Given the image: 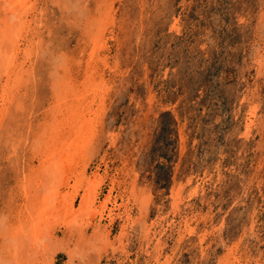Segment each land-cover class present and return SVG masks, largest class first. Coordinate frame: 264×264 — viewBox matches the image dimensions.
Listing matches in <instances>:
<instances>
[{
  "label": "rangeland",
  "instance_id": "obj_1",
  "mask_svg": "<svg viewBox=\"0 0 264 264\" xmlns=\"http://www.w3.org/2000/svg\"><path fill=\"white\" fill-rule=\"evenodd\" d=\"M4 4L0 264H30L35 229L55 236L35 264H67L69 248L73 264H264V0H31L18 18ZM97 179L83 220L52 216ZM44 196L54 206L33 211Z\"/></svg>",
  "mask_w": 264,
  "mask_h": 264
},
{
  "label": "bare ground",
  "instance_id": "obj_2",
  "mask_svg": "<svg viewBox=\"0 0 264 264\" xmlns=\"http://www.w3.org/2000/svg\"><path fill=\"white\" fill-rule=\"evenodd\" d=\"M31 0H4L3 2H2V0H0V8L2 7V4L3 3H6V4H4V5H6L5 6V15H8L9 17H12V18H18V17H22V15L23 14H25L26 15V13H27V10H29V9H31L32 7H29L28 6V2H30ZM33 1V0H32ZM27 3V4H26ZM33 4H35V2L33 3ZM77 4H78V2H77ZM100 5V4H99ZM36 7V6H35ZM77 8V7H76ZM40 9V8H39ZM45 10V9H44ZM32 11V10H31ZM75 12V11H74ZM77 13V12H76ZM40 14V13H39ZM4 15V16H5ZM30 15V14H29ZM33 15V14H32ZM45 15V14H44ZM8 16H6V18L8 17ZM27 16V15H26ZM23 17H25V16H23ZM40 17V16H39ZM2 18V17H1ZM11 18V19H12ZM34 19V18H33ZM40 19V18H39ZM99 19V18H98ZM4 20V19H3ZM9 20V19H8ZM13 20V19H12ZM11 20V21H12ZM77 20V19H76ZM6 21V20H5ZM25 21V20H24ZM23 20H22V22H24ZM34 21H36V19L34 20ZM97 22V21H96ZM5 23V22H4ZM7 23V22H6ZM12 23V22H11ZM25 23V22H24ZM31 23V22H30ZM98 23V22H97ZM26 24V23H25ZM36 24V23H35ZM14 25H15V22H14ZM20 25H21V22H20ZM24 25V24H23ZM22 25V26H23ZM30 25V24H29ZM37 25V24H36ZM4 26V25H3ZM8 26V25H7ZM34 26V25H33ZM99 26V25H98ZM12 27V26H11ZM27 27H28V25H27ZM44 27V26H43ZM93 27V26H92ZM0 28H2V27H0ZM8 28V27H7ZM6 28V29H7ZM99 28V27H98ZM5 29V28H4ZM10 29V28H9ZM16 29V28H15ZM24 29H25V27H24ZM100 29V28H99ZM20 30L21 29H19V32H20ZM3 31V30H2ZM10 31H11V29H10ZM8 32V31H7ZM6 32V33H7ZM18 32V31H17ZM17 32H16V34H17ZM23 32V31H22ZM21 32V33H22ZM34 32V31H33ZM25 33V32H24ZM14 34V33H13ZM100 34V33H99ZM103 34V33H102ZM3 35V34H2ZM5 35V34H4ZM10 35V34H9ZM8 35V36H9ZM18 35V34H17ZM12 36V35H11ZM24 36V35H23ZM26 36V35H25ZM3 38V44L4 45H6V43H9V44H12V43H14V40H15V42H17L19 39H21V38H19V35L18 36H16V37H14V35H13V37H6V35L5 36H3L2 37ZM23 38V37H22ZM100 38V37H99ZM41 39V38H40ZM94 39V38H93ZM99 40V39H98ZM23 41V40H22ZM95 41V40H94ZM101 41V40H100ZM32 42V41H31ZM30 42V43H31ZM22 43V42H21ZM23 44V43H22ZM26 44V43H25ZM12 45H15V44H12ZM30 46H31V44H30ZM1 49H2V51H3V48H2V45H1ZM5 49V48H4ZM7 49L9 50V48L7 47ZM17 49V48H16ZM26 49V48H25ZM24 49V50H25ZM6 50V49H5ZM1 50H0V52L1 53H3ZM7 51V50H6ZM10 51V50H9ZM16 51V50H15ZM47 51V50H46ZM8 52V51H7ZM18 52V51H17ZM22 52V51H21ZM26 53H28V52H26ZM31 53H32V50H31ZM38 53V52H37ZM88 53V52H87ZM5 54V53H4ZM10 54V55H9ZM9 54L7 53V55H9L8 57H11V54H12V52H9ZM26 55V54H25ZM29 55V54H28ZM40 55V54H39ZM2 57H3V55H1ZM22 56V55H21ZM27 56V55H26ZM15 56H13V58H14ZM20 57V56H19ZM33 57V55L31 56V58ZM1 58V57H0ZM26 58V57H25ZM10 59V58H9ZM8 59V60H9ZM62 59V58H61ZM5 61V65H6V69H7V71L9 70V68L8 67H10L11 66V60H12V58L10 59V61H8L7 59H4ZM28 60H31V59H28ZM0 61H2V60H0ZM79 61V60H78ZM101 61V60H100ZM22 62H23V60H22ZM29 62V61H28ZM2 63V62H1ZM17 63V62H16ZM18 64V63H17ZM13 65V64H12ZM59 65V64H58ZM1 68V67H0ZM56 68V67H55ZM2 69H4V68H2ZM17 69V68H16ZM29 69H31V67L29 68ZM19 70V69H18ZM24 70V69H23ZM55 70V69H54ZM56 70H58V69H56ZM88 70V69H87ZM6 70H4V72H5ZM13 71V70H12ZM21 71V70H20ZM31 71V70H30ZM51 71V70H50ZM3 72V71H2ZM16 72H18V71H16ZM55 72V71H54ZM98 72V71H97ZM21 73V72H20ZM19 74V73H18ZM27 74H30V73H27ZM17 75V74H16ZM55 76H56V73L54 74ZM58 75V74H57ZM60 75V74H59ZM2 76V75H1ZM11 76H12V73H11ZM10 76V77H11ZM23 76H25V74L23 75ZM14 77V76H13ZM53 77V76H52ZM59 77V76H58ZM9 78V77H8ZM15 78H13V80H14ZM17 79H19V76L17 77ZM16 79V80H17ZM20 79H21V77H20ZM10 81V80H9ZM23 81V80H22ZM22 81H20V83L22 82ZM24 81H25V78H24ZM65 81V80H64ZM17 82V81H16ZM90 82V81H89ZM19 83V84H20ZM23 83V82H22ZM27 83H28V81H27ZM26 83V84H27ZM36 83V82H35ZM1 84V83H0ZM18 84V83H17ZM34 84V83H33ZM87 84V83H86ZM90 84V83H89ZM92 84V83H91ZM2 85V84H1ZM1 85H0V87H1ZM14 85V84H13ZM8 86V85H7ZM6 86V87H7ZM19 86V85H18ZM17 86V87H18ZM24 86V85H23ZM86 86V85H85ZM16 87V88H17ZM91 87H93V86H91ZM90 87V88H91ZM10 88V87H9ZM16 88H15V90H16ZM53 88V87H52ZM61 88V87H60ZM65 88H67V87H65ZM64 88V89H65ZM69 88V87H68ZM2 89V88H1ZM18 89V88H17ZM92 89V88H91ZM98 89V88H97ZM3 90V98H7V96H9L8 94H9V92H7V90H8V87L7 88H3L2 89ZM10 90V89H9ZM68 90V89H67ZM87 90V89H86ZM95 90V89H94ZM58 91V90H57ZM66 91V90H65ZM64 92V91H63ZM73 92V91H72ZM71 92V93H72ZM88 92V91H87ZM90 92V91H89ZM109 92V91H108ZM69 93V92H68ZM70 93V94H71ZM81 93V92H80ZM85 93V92H84ZM66 94V93H65ZM73 94V93H72ZM78 94V93H77ZM86 94V93H85ZM88 94V93H87ZM15 95V94H14ZM13 95V96H14ZM64 94H62V96H63ZM19 96V95H18ZM60 96V95H59ZM65 96H67V95H65ZM64 96V97H65ZM76 96V95H75ZM93 96H94V94H93ZM23 97H24V95H23ZM27 97V96H26ZM55 97V96H54ZM80 101H82V100H84V97H80V96H76ZM75 97V98H76ZM2 98V99H3ZM57 98V97H56ZM66 98V97H65ZM64 98V99H65ZM59 99H60V97H59ZM16 100V99H15ZM20 100V99H19ZM69 100V99H68ZM78 100V101H79ZM61 101H62V98H61ZM10 102V101H9ZM12 102V101H11ZM17 102V101H16ZM20 102V101H19ZM5 103V102H4ZM3 103V104H4ZM21 103V102H20ZM19 103V104H20ZM89 103V102H88ZM57 104V103H56ZM0 105H2L1 103H0ZM75 105V104H74ZM74 105H68V106H71L72 108V111L70 112L71 114V119L73 118V119H75V117H77V119H78V116H81V118L82 117H84L85 115H86V113L84 114H82L81 112H85V109H83L84 108V106L83 105H81V106H77L76 108L74 107ZM21 107H22V105H20ZM19 106V107H20ZM58 107H59V105H57ZM67 106V105H66ZM67 106V107H68ZM2 107V106H1ZM5 107V106H4ZM6 107H7V105H6ZM15 107V106H14ZM3 108V107H2ZM22 108H24V107H22ZM55 108V107H54ZM5 109V108H4ZM11 110V109H10ZM32 110V109H31ZM13 111V110H12ZM81 111V112H80ZM22 112V111H21ZM1 110H0V122H2V120H4L3 118H2V115H1ZM69 113V112H68ZM53 114V113H52ZM80 114H82V115H80ZM88 115V114H87ZM21 116V115H20ZM62 116V115H61ZM8 117H9V115H8ZM19 117V116H18ZM67 117H69V116H67ZM13 118V117H12ZM88 118V117H87ZM86 118V119H87ZM69 119V118H68ZM81 120V119H80ZM8 121V120H7ZM10 121V120H9ZM72 121V120H71ZM88 122V121H87ZM90 122V121H89ZM91 123V122H90ZM5 124V123H4ZM76 124V123H75ZM77 127H78V132H76L74 135L75 136H77V140H78V138L80 139L81 137L83 138V136L81 135V133H82V130H85V129H87V125H88V123H86V122H84V123H78V121H77ZM75 125V126H76ZM94 125V124H93ZM5 126V125H4ZM54 126V125H53ZM58 126V125H57ZM62 126V125H61ZM65 126V125H64ZM73 126H74V123H73ZM6 127V126H5ZM51 127H52V125H51ZM55 127V126H54ZM7 128V127H6ZM57 128H59V126L57 127ZM5 129V128H4ZM44 129V128H43ZM72 129H73V127H72ZM75 129V128H74ZM3 130V129H2ZM9 130V129H8ZM47 130V129H46ZM89 130H91V129H89ZM7 131V130H6ZM77 131V130H76ZM3 132H5V130L3 131ZM10 132V131H9ZM8 132V133H9ZM20 132V131H19ZM22 132V131H21ZM81 132V133H80ZM2 133V132H1ZM27 133V132H26ZM69 133V132H68ZM83 133H84V131H83ZM87 133V132H86ZM6 134V133H5ZM29 134V133H28ZM72 134V133H71ZM2 135V134H1ZM16 135V134H15ZM18 135V134H17ZM27 135V134H26ZM30 135V134H29ZM32 135V134H31ZM60 135V134H59ZM64 135V134H63ZM68 135V134H67ZM84 135V134H83ZM7 136V135H6ZM5 136V137H6ZM34 138V137H33ZM57 138V137H56ZM63 138V137H62ZM9 139V138H8ZM16 139H17V136H16ZM29 139V138H28ZM10 140V139H9ZM9 140H5V141H9ZM59 140V139H58ZM64 140V139H63ZM12 142V141H11ZM10 142V143H11ZM14 142V141H13ZM12 142V143H13ZM19 142V141H18ZM18 142H17V144H18ZM75 142L76 141H74V145H75ZM80 142V141H79ZM84 142H86V141H84ZM9 142H7V144H8ZM76 143H78V142H76ZM16 144V143H15ZM24 144V143H23ZM60 144V143H59ZM14 145V144H13ZM35 145H36V143H35ZM71 145V144H70ZM73 145V146H74ZM17 146H19V145H17ZM45 146V145H44ZM60 146H62V145H60ZM60 146H58V147H60ZM78 146V145H77ZM6 147V146H5ZM11 147V146H10ZM10 147H9V149H10ZM76 147V146H75ZM12 148H14V147H12ZM63 148V147H62ZM77 148V147H76ZM6 149V148H5ZM16 150V149H15ZM14 150V151H15ZM7 151H9V150H7ZM57 151V150H56ZM78 151V150H77ZM16 152V151H15ZM67 152H68V150H67ZM66 152V153H67ZM12 153V152H11ZM80 153V152H79ZM20 154V153H19ZM10 155H12V154H10ZM68 155V154H67ZM84 155V154H83ZM15 156V155H14ZM43 156H44V154H43ZM72 156V155H71ZM74 156V155H73ZM86 156V155H85ZM69 157V156H68ZM77 157V156H76ZM84 157V156H83ZM14 158V157H13ZM17 158V157H16ZM70 158V157H69ZM75 159V158H74ZM18 160V159H17ZM85 160V159H84ZM77 161V160H76ZM81 161V160H80ZM46 162H47V160H46ZM53 162V161H52ZM56 162V161H55ZM64 162V161H63ZM68 162V161H67ZM42 163V162H41ZM57 163V162H56ZM44 164V163H43ZM55 164V163H54ZM75 164V163H74ZM49 165V164H48ZM68 165V164H67ZM70 165V164H69ZM41 166H44V165H41ZM60 166V165H59ZM66 166V165H65ZM47 167V166H46ZM40 168V167H39ZM49 168H50V166H49ZM74 168V167H73ZM36 169V168H35ZM68 169V168H67ZM50 170V169H49ZM63 170V169H62ZM66 170V169H65ZM38 171H39V169H38ZM43 171H44V169H43ZM51 171H52V169H51ZM37 172V171H36ZM49 172V171H48ZM60 172V171H59ZM65 172V171H64ZM68 173V172H67ZM49 175V174H48ZM94 178V177H93ZM101 178V177H100ZM27 179V178H26ZM48 179V178H47ZM67 180H68V178H67ZM38 181V180H37ZM40 181V180H39ZM88 181V180H87ZM101 181V180H100ZM99 181V182H100ZM86 182V181H85ZM98 182V179H97V181L95 180V183L93 182V181H89V186H88V189H89V191H90V193L87 195V196H85L84 197V199H83V203L81 204V207H80V209L78 210V211H75L74 209H72V204H71V202H73L72 200H71V202L70 201H68V203H67V201L65 202V203H67V204H69L66 208H65V211L63 212L62 211V209H61V211H58V210H56L54 213H51L52 214V216L54 215L55 216V218H58L59 220H61L60 218L62 217V220L60 221V222H63L62 224H64V225H66L67 226V224H69L68 223V220H69V222H72L73 220L75 221V222H77V223H79V218H81V217H79V216H84V214H88V208L87 207H89L90 209H92V205L95 203L94 202V198H96L95 197V195H93L94 194V192H95V190L96 189H98V187H99V182ZM82 183V180H80L79 181V183L78 184H81ZM77 184V185H78ZM6 186V185H5ZM29 187V186H28ZM51 187L49 186V189H50ZM56 189V188H55ZM10 190V189H9ZM12 190V189H11ZM32 190V189H31ZM49 191V190H48ZM88 191V190H87ZM45 192V191H44ZM53 192H55V191H53ZM78 192H79V188H77L76 187V189H75V193L74 194H71L70 196H73V197H77V195H78ZM42 193V192H41ZM51 193V192H50ZM57 194V193H56ZM55 194V196H54V198L55 197H57V195ZM51 195V194H50ZM141 195V194H140ZM177 195V194H176ZM83 196V195H82ZM69 197V196H68ZM148 197V196H147ZM29 198H30V196H29ZM31 199V198H30ZM64 199V198H63ZM66 199H67V197H66ZM65 199V200H66ZM68 200V199H67ZM43 201H45V202H47V204L49 205V206H51V207H53L54 205H52L51 203H50V200H49V198H45V196L43 197V198H41V200H39V198H36V200H35V205L34 204H32L31 203V205H32V209H33V211H37L38 210V208H41L40 207V203L41 202H43ZM109 201V200H108ZM54 202V201H53ZM70 202V203H69ZM59 203V202H58ZM62 203H64V202H62ZM105 205H106V203H104ZM6 205V204H5ZM8 205H9V203H8ZM42 205V204H41ZM65 205V204H64ZM104 205V206H105ZM48 206V207H49ZM103 206V207H104ZM47 207V206H46ZM94 207V206H93ZM35 208H37V210H35ZM47 210L49 209V208H46ZM64 209V208H63ZM94 209V208H93ZM15 210V209H14ZM17 212V211H16ZM52 212V211H51ZM62 212L63 213H65V214H63L62 215ZM35 213H37V212H35ZM0 214H2V213H0ZM41 215L40 216H37L38 218H37V220H38V223H37V226L40 228V224L41 223H39V222H43L42 223V226H43V224L45 225L46 224V222H47V220L49 219V212H41L40 213ZM33 215V214H32ZM5 216V215H4ZM21 216V215H20ZM57 216V217H56ZM65 216V217H64ZM2 218H3V216H1ZM33 217V216H32ZM79 217V218H78ZM4 218H6V217H4ZM33 218H35V217H33ZM83 218V217H82ZM80 219V220H83V219ZM11 219V218H10ZM20 219H22L21 217H20ZM31 219V218H30ZM25 220V219H24ZM33 220V219H32ZM85 220V219H84ZM92 220V219H91ZM54 221H56V219L54 220ZM113 221V220H112ZM6 222V221H5ZM22 222V221H21ZM59 222V223H60ZM82 222V221H81ZM48 223V222H47ZM57 223V222H56ZM9 224V223H8ZM22 224H24V223H22ZM71 224H74V222L73 223H71ZM76 224V223H75ZM1 225H2V223H1ZM10 225V224H9ZM28 225V224H27ZM33 225V224H32ZM50 225V224H49ZM56 225V224H55ZM99 225V224H98ZM6 226V225H5ZM16 226V225H15ZM20 226H22V225H20ZM29 226V225H28ZM35 226H36V224H35ZM132 226V225H131ZM3 227V226H2ZM18 227V226H17ZM16 227V228H17ZM24 227V226H23ZM47 227V226H46ZM69 228H70V226H68ZM75 227V226H74ZM6 228V227H5ZM4 227H3V229H5ZM11 228H13V227H11ZM25 228V227H24ZM43 228H45V227H43ZM56 228V226H51L50 225V227H47V229H51V232H54V229ZM68 228V229H69ZM35 229V228H34ZM67 229V231L70 233L71 232V229L70 230H68ZM98 229V231H97V233L96 234H94L93 233V235H92V241L94 240H96V239H98L97 237H99V235H100V227L99 228H97ZM10 230V229H9ZM9 230H7V232H10ZM15 230V229H14ZM40 230H41V232H43V233H45L44 231H47V233L45 234V236L46 237H43L44 239H47V241H48V243H42L41 242V240H44V239H42V233L40 232ZM80 230V229H79ZM96 230V229H95ZM110 230V229H109ZM13 231V230H12ZM21 231H22V228H21ZM24 232L26 231V230H23ZM28 231H29V229H28ZM14 232V231H13ZM19 232H20V229H18L17 228V231L14 233V235L15 234H19ZM21 233V232H20ZM11 234V233H10ZM23 234H21V236H22ZM70 235V234H69ZM79 235H81V237L82 238H84L83 236H84V233L81 231H79ZM102 235V234H101ZM2 236V235H1ZM11 236V235H10ZM9 236V237H10ZM19 236V235H18ZM73 236V235H72ZM3 237V236H2ZM8 237V236H7ZM13 237V236H12ZM55 236H53V234L52 233H50L49 232V230H42V229H35V234H34V236H33V238L31 239V241H30V243H29V248H28V250H25V253H26V255H27V257H25V258H28V261L29 262H27V263H32V264H35L36 263V260H37V256L39 255V254H41V253H43V252H45L46 250H47V246L49 247L50 246V244H51V242L55 239L54 238ZM89 237V236H88ZM14 238H16V237H13V239ZM26 238V237H25ZM30 238H31V236H30ZM81 238V239H82ZM64 239V238H63ZM61 240L60 239V241H58L57 240V242L54 244L55 245V251H64V250H66V247H67V239L64 241V240ZM70 239V238H69ZM15 240V239H14ZM99 240V239H98ZM28 241V240H27ZM71 241V240H70ZM17 242H18V239H17ZM24 242V241H23ZM88 242H90V240L89 241H87V244H88ZM22 243V242H21ZM73 243V242H72ZM101 243V242H100ZM5 244V243H4ZM71 244V243H70ZM83 244V243H82ZM14 245V244H13ZM79 245V244H78ZM84 245V244H83ZM95 245V244H94ZM6 246V245H5ZM88 246V245H87ZM110 246V245H109ZM79 247H83V252L85 251L86 253L85 254H87L86 256L88 257V253H87V251L86 250H84V247H85V245L84 246H79ZM78 247V248H79ZM95 247H97V246H95ZM3 248V247H2ZM15 248V247H14ZM25 248V247H24ZM15 249H17V248H15ZM53 249V248H52ZM70 249V248H69ZM69 249H68V251H65V252H67L68 254H69V262L67 263V264H73L74 263V260L76 259V258H78L80 255H81V251L79 250V251H77V249H70L71 250V252L69 251ZM87 249V248H86ZM98 249V248H97ZM4 250V249H3ZM23 250V249H22ZM22 250H21V252H22ZM91 250V249H90ZM6 251V250H5ZM14 251V250H13ZM98 251V250H97ZM8 252V251H7ZM6 252V253H7ZM51 252H53V250H51ZM96 252V251H95ZM14 253V252H13ZM24 253V252H23ZM4 254V253H3ZM10 254V253H9ZM9 254H8V256H9ZM16 254V253H15ZM22 254V253H21ZM20 254V255H21ZM84 254V255H85ZM91 254H93L92 253V251H91ZM12 256L14 255V254H11ZM23 255V254H22ZM7 256V255H6ZM11 256V257H12ZM18 256H19V253H18ZM42 256V255H41ZM48 256V255H47ZM56 256V255H55ZM82 256V255H81ZM86 256H84V257H86ZM10 257V256H9ZM9 257H8V259L6 260V261H9L10 262V260H9ZM10 257V258H11ZM14 257V256H13ZM16 257V256H15ZM24 257V255L22 256V258ZM49 257V256H48ZM6 258V257H5ZM20 258V257H19ZM25 258H23V259H25ZM45 258V257H44ZM43 258V259H44ZM50 258V257H49ZM83 258V257H82ZM42 259V258H41ZM12 260V259H11ZM19 260V259H18ZM25 260H27V259H25ZM85 260V259H84ZM16 261V260H15ZM21 261V260H20ZM44 261V260H43ZM47 261V260H46ZM45 261V262H46ZM54 261V260H53ZM9 262H7V264L9 263ZM38 262V261H37ZM50 262V261H49ZM52 262V261H51ZM50 262V263H51ZM21 263H23V262H21ZM49 263V264H50ZM19 264H20V262H19ZM26 264V263H25ZM38 264V263H37ZM45 264V263H44ZM86 264V263H85ZM87 264H88V262H87Z\"/></svg>",
  "mask_w": 264,
  "mask_h": 264
},
{
  "label": "crops",
  "instance_id": "obj_3",
  "mask_svg": "<svg viewBox=\"0 0 264 264\" xmlns=\"http://www.w3.org/2000/svg\"><path fill=\"white\" fill-rule=\"evenodd\" d=\"M60 255L62 256L63 254L60 253V254L57 255V257H59ZM63 257H64V256H63ZM66 261H67V260H66ZM66 261H65V262H66Z\"/></svg>",
  "mask_w": 264,
  "mask_h": 264
}]
</instances>
